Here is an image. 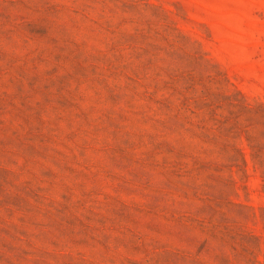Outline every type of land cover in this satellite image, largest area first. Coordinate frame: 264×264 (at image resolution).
I'll return each instance as SVG.
<instances>
[{
    "label": "rangeland",
    "instance_id": "374dc122",
    "mask_svg": "<svg viewBox=\"0 0 264 264\" xmlns=\"http://www.w3.org/2000/svg\"><path fill=\"white\" fill-rule=\"evenodd\" d=\"M0 264H264V0H0Z\"/></svg>",
    "mask_w": 264,
    "mask_h": 264
}]
</instances>
